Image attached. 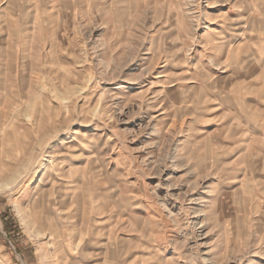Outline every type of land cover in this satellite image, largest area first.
Returning a JSON list of instances; mask_svg holds the SVG:
<instances>
[{"label":"rangeland","instance_id":"1","mask_svg":"<svg viewBox=\"0 0 264 264\" xmlns=\"http://www.w3.org/2000/svg\"><path fill=\"white\" fill-rule=\"evenodd\" d=\"M0 264H264V0H0Z\"/></svg>","mask_w":264,"mask_h":264},{"label":"bare ground","instance_id":"2","mask_svg":"<svg viewBox=\"0 0 264 264\" xmlns=\"http://www.w3.org/2000/svg\"><path fill=\"white\" fill-rule=\"evenodd\" d=\"M18 214L21 216V211L18 209Z\"/></svg>","mask_w":264,"mask_h":264}]
</instances>
